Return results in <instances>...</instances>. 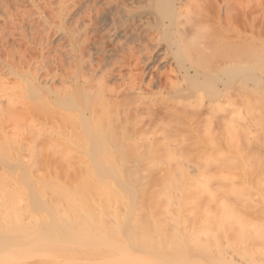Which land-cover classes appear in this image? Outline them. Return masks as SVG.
<instances>
[{"label": "bare ground", "instance_id": "bare-ground-1", "mask_svg": "<svg viewBox=\"0 0 264 264\" xmlns=\"http://www.w3.org/2000/svg\"><path fill=\"white\" fill-rule=\"evenodd\" d=\"M117 1L118 0H109L108 2L113 4ZM148 1L147 3L151 4V6H148V9L146 7L145 8L148 10L147 12L155 16L154 19L157 21L156 26H152L151 22L149 23L150 27L152 26L150 29L151 32L156 34L154 35L153 39L157 37L155 39L156 46L153 48L151 43L144 42L143 44L142 42V44L137 43L140 46L139 48L129 47V53H125L126 56L125 59H123V63L121 64L119 61L121 66L119 65L118 67H120V69H116L115 66L117 65L113 63L110 65L109 63L98 62V65L95 63L96 66L92 61V63H90L89 58L85 59L86 56L84 50L86 46L85 48L83 47L85 44L84 42L83 45H80L81 43L78 42V44L76 43L77 45L74 44V50L72 47V58L75 62L74 65L77 64L79 67L76 70V67L72 66L76 71L71 69L75 71L71 72L70 68L71 65H73L71 64L68 68L70 71H67L68 69L66 70V72L69 73H67L68 75L67 78H65V82L69 81L70 86L65 87L67 86L66 84L64 87H62L63 89H60L61 86L57 88L58 86L56 87L55 83L52 84L54 82L53 80H57V77L60 76L59 74H56V76H58L55 77L53 72L50 73L51 75L54 74L52 78L55 77L53 80L50 78V81L52 82L51 83L48 79L43 77L44 75L42 77L40 76V68V70H31L30 62L27 67L28 70L25 69L26 67H23L24 62L22 64L20 61L21 58H24L25 60V56L21 58L18 56L19 60L16 62L18 58H16V61H14L15 57H13V55L10 53L11 62H4L3 66H1L3 71H5V68H7L11 71V73L9 75H5V72L4 74L0 71V73H3V75L0 74V250L2 251L4 247H8L9 251V249L12 248L11 250H14L16 257L20 256L19 258H21V260L24 257V264H60L61 262L59 260L61 258H63L65 263L66 259H64V256L66 255L70 261L71 253L73 254L75 252V249H73L71 246L75 245V242L83 240L84 237L91 238L90 244H88L86 248L88 249V247L91 246L90 250L93 249L92 253H96L97 255L99 253L101 255L102 252H107L111 254V264H264V255L261 256L262 258L259 257V260L262 259L261 262L258 260V263L257 261L260 254L257 251L264 252L263 226L258 223L261 227L259 228L256 226L255 229V227H252V223L254 222L250 221L251 230H249V232L246 231L247 227H249V224L247 223L248 226L246 224V222L249 220L248 216L260 217L261 215L260 214L257 216V213L259 214V212L254 210V207H252L254 204L252 205L250 202V196H252L251 186H253L251 183H249L250 180L246 181L244 183L245 186L242 188L239 187L240 184L237 185L239 187L237 188L236 186H233V184H231V186L230 183L229 185H225L226 182L223 183V181H220V183H223L226 187H224L223 184H219L218 182V186L221 187L217 186V189L210 185L209 182L208 183L210 186H212V189L209 185L205 186L207 184L202 183L204 182L203 180H199V184L197 182V184H195L196 187H194L193 184L194 191L193 189L189 188L191 190H189L190 193L187 191L188 193L184 194L186 196V198L185 196L184 198L188 201V205H190L193 201L192 205H190L191 208L187 205V203L183 202L186 206H188V208H186L189 209L187 210L189 212L187 213V211H185L186 208L184 210L182 204L179 205L181 208H177V211L173 214L167 210L169 208L166 210L163 208L161 209L160 204L163 202L158 203L160 200L157 198L158 195L156 194L155 196L158 201L155 199V203H158L159 205L155 204L154 202L152 204H155L157 207L152 205L150 203L151 201L149 202L148 199L151 197L150 196L147 198L148 200L146 199L150 203V206L148 203H145L148 204L146 207V205L143 203L144 207H142L141 211L143 208H147V210L144 209L143 213H139L140 209L137 208L136 205V197L139 194V191H137L135 187L132 188L129 186L132 183H119L118 185L114 186L109 183V180L113 179V175L115 173H122L121 164L116 161V155H118V152H120L123 147L122 145H124L122 142L125 144H134L133 142H137L138 140L157 141L158 137L156 136H158L159 132L156 133V135L150 130L149 131L152 133L150 135H147L148 130H143L140 135L137 133L139 136H136L137 134L134 131L133 132L136 135H127V132H129V134L133 132L127 131L126 129L135 130L134 128H131L130 125V128H127V124L131 120L135 124L139 125L138 128H140L138 129L136 127V129H138L137 132H140L139 130L148 127V125H144V127L142 126L141 128V124H145L146 122L144 121L146 120L144 119L146 118L145 114H147L148 119V115L150 118L152 115H158L161 112V114H164V117L162 115L161 118V115H158L156 116L158 119H155V116L153 117L155 119L154 122L152 121L153 118L151 120L153 124L156 123V125L159 124L160 127H163V129H159V126L157 127L158 129L155 128L158 131H162L159 134L160 138L162 140H172L171 136H173V139L177 137L181 139V141H185V139L187 141L189 138L191 139L195 137L194 126H203L204 129L208 128L205 129V134H203V136L200 134L201 136L197 137L198 139L203 138L216 141L218 139L220 140L221 138H226V133H228L227 130L229 131V126L235 125L236 123L240 122V120L242 123L243 120L241 119L242 99L244 92L242 78L245 67H242V64L245 56L241 51L242 46L240 45L244 43L243 36L244 38L246 36L241 32L239 29L240 27H238V23L236 25L234 20L237 19L236 17H239L238 15L243 10L245 11H243L242 14H244L246 11L249 14L248 10H251V14H253L255 10L257 11L258 8H255L254 10V6L253 8L251 6L252 3L256 4V0L255 2H252V0ZM258 1L259 0H257V4L259 6V3L261 4V2L259 1L258 3ZM120 3L123 5V2ZM219 3H221L224 7V18L219 13V9L221 10V4ZM257 4L256 7H258ZM139 7L142 8V6ZM215 7L217 10L216 12L215 10L213 12L212 10ZM251 8L254 10L253 13ZM130 9L132 10V8ZM136 10L138 9L136 8ZM114 11L115 14L113 17L115 20L116 11L118 10L114 9L113 12ZM130 11L127 16L128 18L129 15H132L133 13H130ZM119 16L120 15L116 17L118 18ZM139 17L140 21H142L143 19L141 20V16H138V18ZM244 17L245 15H243L242 20ZM239 19L241 18L239 17L237 22L239 21L240 25L241 22ZM143 21L145 22V20ZM115 22L118 25V22ZM117 25H113V27H116ZM250 26L252 28V25ZM85 29L87 32V28ZM116 30L114 29L115 33H117ZM133 31H131V33H134V35L139 37L143 32H141V30H137L135 32ZM83 32H85V30H83ZM115 33H111L114 34L113 37L116 36ZM126 37L129 38V36H125L124 38ZM142 37L140 38L142 39ZM116 39L119 40V38ZM77 40L80 41V38H77ZM86 40L87 39H85V41ZM163 42L166 43L164 57H158L159 59L155 58L153 54L156 52L157 54L159 53L157 51L159 49L158 47L159 45H162L161 43ZM120 45L121 44H119V46ZM233 47H235V50ZM88 51L86 50V52ZM16 53L18 54V52ZM146 54L149 56L145 59ZM6 58H9L8 60L10 61V57L6 56ZM160 60L161 62L166 61L164 63H170H168V70L165 72H163V70L162 72L158 70V72L153 69V71L159 74L158 79L152 78V75L150 78H148V76L146 77L147 70H144L142 67L145 61L148 63L151 61L153 62L152 64L157 65L156 63H161ZM130 61L135 62H133L134 66ZM129 62L133 66L132 69ZM139 65H141V67ZM148 65L151 66L150 63ZM233 66L234 68H232ZM139 67L143 69H139ZM2 68L0 70H2ZM123 68L131 69L127 78L123 73L124 71H122ZM152 73L153 75L157 74L154 72ZM50 74L49 77L51 76ZM62 75L65 76L64 74ZM114 75L120 76L121 79L123 78V81L120 79L122 86L118 82V84H120V87H118V84L115 82L118 89H116L117 87L114 84L110 83V79ZM49 77L47 76L46 78ZM11 78H13V82L10 81ZM47 80L49 81V84H52V86L48 85L49 88L46 84ZM63 80L64 79L62 78L61 81ZM24 82L28 85H25ZM233 83H236L235 96L232 95ZM112 85L113 87H111ZM154 89H157L155 94L158 97H154L153 95V97L149 95V97H147L146 95L152 92ZM124 91H129L127 94H131L133 92L139 95L140 98L138 100L135 94V99H137L136 102V100L133 98V94L132 99L133 101L135 100L136 103L134 108H131L130 106V108H128L127 105V109L126 105L124 106L119 101L122 95L125 97L124 95L126 94ZM127 97L128 96L126 95V102L131 100L126 99ZM234 97L236 99H234ZM122 99L124 100V98ZM131 101L129 102L134 105V102ZM230 103H233L234 105ZM122 105L127 111L134 109L135 112L132 115H130L129 112L126 114L127 111L125 110L126 113L124 112V109H122L124 107H122ZM232 105L235 109L232 113H228L229 111H227V108L229 109V107ZM121 110H123L122 114ZM120 122L121 126L123 124L124 126L126 125L125 128L122 126L126 133L125 131L122 132L121 129L117 128L119 125L116 123ZM38 123H43L48 127L50 126V130L48 129L49 131H45L48 132L46 133V136H48L49 140L48 142L46 141L47 143L44 142L42 148L41 146L39 147L42 149H39L41 155H37L35 163L33 159H31L32 161H29L24 155V151H28L29 153L32 152L31 154H33L34 149L35 153L36 151L39 152L38 147L36 148L35 145H37V140L40 139L36 140L37 136L34 137L35 134L32 136L31 133V136H29L30 138L27 137L28 140L26 138L25 142H23V139L22 141L20 140L21 147H19L16 152H14V154L12 153L13 155H11L10 151L13 150V143H15V141L18 143L19 137L21 136L23 138V134L21 135L18 133L19 136L16 135V131L14 132V130H12L13 127L10 129L9 126L15 125L21 128L22 126L20 125L22 124L33 126L37 125ZM212 123H216L222 130H220V136L219 134H216L217 132L214 134V130L210 129H213L211 126L216 125H213ZM154 127L156 126L154 125ZM196 128L199 127H195V129ZM9 129L12 130L13 133ZM182 129H187L186 132H192V135L186 134L184 130L182 131ZM16 130H18V128ZM53 132L57 136L62 134V139L59 138L62 141H56L53 137L51 138L49 135H52ZM144 132H146V134H144ZM173 133L175 135H172ZM224 134L225 137H221V135ZM237 134L238 133H236V135ZM239 134H242V132ZM217 135L220 138H218ZM14 137L15 139L16 137L18 138L14 141ZM43 141L40 140L39 142L43 143ZM77 145L79 147H77ZM26 148H29V150H25ZM134 151L136 154L138 153L137 150ZM3 152L5 155L1 154ZM120 154L121 153H119V155ZM39 155L40 157H38ZM56 155H60L62 157L61 159H63V162L60 160V157H55ZM74 156L78 158L76 167L75 164L71 163L70 161V158H75ZM230 162L232 163V161ZM244 162H246V160ZM183 163L184 162H180V166L178 167L180 173H194V165L190 166L188 163H186V168ZM263 163L262 166L264 168ZM254 164H256V162ZM241 165L243 164H240V166ZM40 167H43L44 172L40 171L42 170ZM185 168L187 170H184ZM259 168H261L260 170H263L261 166ZM58 169H60V171L62 170L63 172H60ZM71 172L82 174L79 176V178L86 176V179L94 178V180L92 183L85 181L81 183V186H79L80 184L75 183L71 185L65 182L64 189L63 187H54L52 185L51 173L54 175V173ZM167 173L169 174L170 171L168 172L167 170ZM227 175H229V178H231L230 174ZM227 175L225 176L228 177ZM187 178L190 179V176ZM161 179L157 178L155 181L151 179V181L154 184V182L156 183L157 180V183L162 181ZM163 179L167 181L168 178L165 177ZM170 179L172 180V175ZM225 180H227V178ZM244 181L245 180L242 182ZM172 182H175V180H172L171 184ZM167 183L165 184L167 185ZM200 183H202L205 187ZM171 184L168 185V187L171 186ZM261 184L263 186L261 188V192L263 193L262 203H264V185L263 183H260V185ZM200 185H202V187ZM54 189H57V193L55 192L56 195H54ZM125 195H128L130 200L129 203L126 202L127 204H125L124 208L126 213L125 221H127L126 223L115 225L114 227L112 225L110 227H106L107 225H103L101 223L99 226H94L95 223L87 220L89 218L86 219L88 222H90L89 224H76L79 219L77 220L74 217L73 220L76 221L73 223L75 224L71 223L70 220H72V218H69L70 220L66 222L65 218L67 217L63 214L65 213L66 209L63 210V212L61 210L63 208L56 209L53 203L51 206L52 199L54 201L57 199L56 202H66L68 206H71L75 209L76 213L78 211V213L81 211V214L82 211L91 212L94 210L93 208H99L104 211V208L105 210L108 209L104 204L107 203L106 201L115 198L123 199ZM229 197H231L230 199H233L235 202L233 201L232 203ZM253 199L255 200L256 198ZM256 202L258 201L256 200ZM89 204H91L90 209H85ZM143 205L141 203V206ZM82 206L85 208H82ZM151 206L152 209L159 208V210L163 213L156 212L155 210L152 212ZM165 206L168 207V205ZM51 207H54L55 210L53 208V210H51ZM91 207L93 210H91ZM250 207L253 209L247 210L248 208L250 209ZM182 210H184V212ZM252 210H254V213ZM98 211L100 212V210ZM60 212L63 213L60 214ZM69 212L70 211L67 210V213ZM45 214H47V216H45ZM119 214L120 212L115 208L111 218L120 220ZM42 215L44 218L46 217L45 219H42L43 221L39 220V218L41 219L43 217ZM162 218H164L163 222ZM81 219L82 218H80V221ZM165 220L166 222L167 220L168 222H170L169 220H173L175 222L177 220V224L175 223V227L173 226L175 230L173 227H171L173 231H170L168 227L170 223H166ZM143 221H147L149 224L145 225L143 224ZM197 221L207 223L208 225L206 226V229L207 227L209 229L210 227L213 228L217 226V223H220L221 221L223 222V229H225L226 224L225 230L227 231L229 227V229H231L230 232H232V234H229V236L231 235L230 239L232 237L231 240L227 235L229 230L227 234L225 233L227 235V239L232 241L231 243L233 245L235 242L236 245H234V247L232 244H230L231 246H227L230 249V252L234 248V252L232 251L234 256L232 252V257L229 255L230 253L228 252V248V250L225 248V252L228 254V256L226 253L223 255L220 254L219 251L217 253V249L215 247L214 248L216 250L213 248V246H220L219 244L223 243L222 240L220 241L218 239H225L224 237H220V232H218L220 230L213 228L214 232L216 230V232L213 234V237L207 230L209 233H207L206 236H211H209V239H206L208 237L201 239L203 236L199 237V235H194L192 232H194L196 227L193 225H195L194 223H197ZM201 222L197 224H200ZM234 224L237 226L236 228L235 226L233 227ZM156 230H158V233H160V237L166 239L165 241L156 236L157 232L154 233ZM253 230L255 231L254 234L249 235ZM152 232L155 235L151 234ZM172 232L174 234H172ZM167 234H169V236ZM217 235H219L220 238ZM219 241L221 243H219ZM229 241L227 244L230 243ZM224 244L223 246H225ZM84 248L82 252L86 250V248L85 250ZM69 249L71 253H66V251ZM109 250L111 252L113 251V254L109 252ZM8 251L6 250L5 252ZM152 251H154V253ZM256 252L257 254H255ZM54 253L56 255L59 253L58 255L63 256H61V258H59L60 256L57 258L54 256ZM90 253L91 252H89V254ZM77 255L80 256L79 254H76V256ZM102 255L103 256L101 257H104L106 254ZM235 255L239 256L237 258H239L241 261H237V258V260H234ZM254 255H258L256 256L257 258H255ZM95 256L92 257L95 258ZM104 258H101L102 262L107 261V258L103 260ZM1 259L4 258L1 257ZM5 259L3 261H5ZM13 260L12 258H9L10 262ZM18 260L20 259H17V261ZM75 260L76 257L73 259V261L75 262ZM100 260H96L95 263L98 261L100 264ZM66 261L69 263L68 260ZM77 261L80 262L81 260ZM77 261L75 263H78ZM20 262L22 263V261ZM64 263L62 262V264Z\"/></svg>", "mask_w": 264, "mask_h": 264}, {"label": "rangeland", "instance_id": "rangeland-1", "mask_svg": "<svg viewBox=\"0 0 264 264\" xmlns=\"http://www.w3.org/2000/svg\"><path fill=\"white\" fill-rule=\"evenodd\" d=\"M106 1L107 0H0V67L3 66L4 62H11L10 53H11V55H13V57H15L14 61H16V58H18V56H19V58L25 56V60H28V61H25L24 58H21V60H20L22 62V64L24 62L23 67L24 68L26 67L25 69H27L29 62H30V69L31 70H35V69L38 70L40 68L41 69V70L39 69L40 70L39 74L41 73L40 76L42 77L44 75L43 77H45V79H48L49 81L51 79L53 80L55 77H57L58 75L56 76V74H59L60 76L57 77V80L54 79L53 83L51 81L50 82L52 84L55 83L56 87L58 86L57 88H59L61 86L60 89H63L62 87H64V85H66V84H67V86H65V87L70 86L69 81H67L68 83L65 82L66 81L65 78H67V75H68L67 73H69V72H66V70L70 67L71 64H73V65H71L70 70L74 69V67H72V66H75L76 70L79 67L77 64L74 65L75 62L73 61V58H72L73 57L72 54H73V50H74V46H75L74 44H76L77 42L81 43L80 45H83L85 43L83 46L84 48L86 46V48L84 50L85 56H86L85 59L89 58L90 63L93 62V64L95 66H96L95 63H97V65H98V62L109 63L110 65L113 63V64L117 65V66H115L116 69H120V67H118V66L120 65V62H121V64L123 63V59H125V56H126L125 53H129V50H128L129 47L130 48H135V47L139 48L140 46L138 44H140V43L142 44V42H143V44H144V42L151 43L152 44L151 46L153 48L156 46L155 45V43H156L155 39L157 37H155V39H153L154 35H156V34L151 32L150 29L152 26H156L157 21H155V19H154L155 16H153L149 12H147L148 11L147 7L151 6V4L147 3L148 0H139V1L138 0H123V1L118 0L116 3H113V4L108 2L109 0L107 1L108 2V4H107ZM132 1L135 3H133ZM143 1H145V2H143ZM253 1L255 2V0H252V2ZM259 1L261 2V4L259 3ZM259 1H258L259 6L257 4V0L255 2L258 7H256V4H253V3L251 4L252 8L254 6V8H253L254 10H255V8L259 9V10L257 9V11L255 10V12H254V10L251 8L253 10L252 13L254 12L253 14H251V10H248L249 14L247 11H246L247 13L244 12V14H242V12L245 10L240 12V14L238 16L241 18L239 20L242 23V24L240 23V25H242V26L239 25V21L237 22V19L239 17H236L237 18V19H235L236 21L234 20L236 25L238 23V27H240L239 29L241 30V32L247 37V38L246 37L244 38V36H243V39H244L243 42L244 43H242V45H240V46H242L241 51H242V53H244V56H245L243 59V64H242V67H245L244 68V75L242 78V84L244 87L243 88L244 92H243V99H242V117H241V119H243L242 120L243 124L241 123V120H240V122L236 123L235 125L229 126V128H228L229 131L227 130L228 133H226V138H223V139L221 138L220 140L218 139L216 141H214V140L211 141V140L203 139V138L202 139L197 138L198 136H201V135L203 136V134H205V129H208V128L204 129L203 126H202L203 129L201 126H194V136L195 137L191 138L192 140L189 138V140H187V141H186V139H185V141L184 140L181 141V139H179L177 137H175L173 139V136H171L172 140H169V139L168 140H162L160 138V135H159L160 132H162V131L161 130L158 131L156 129H158V128L163 129V127H160L159 124L156 125V123L153 124L154 120L156 118L158 119V117H156V116L161 115V118H162V115H163V117H164V114L163 113L161 114V112L158 115H154L155 117L152 115L150 117L151 119L149 118V115H148L149 120L147 119V114H145L146 118H144V119H146V120H144V121H146V122H145V124L142 123L143 125L141 124V128H142V126L144 127V125L145 126L148 125V127L147 128L145 127V129L139 130L140 132H137V130L140 128V127L138 128L139 125L135 124L132 120L127 124L128 125L127 128H130V126H131V128L135 129V130L126 129L127 131H131V132L134 131V132H136V134L139 133V135L141 134V132H143V130L144 131L148 130L147 135H150L152 133L156 134L159 132L158 136H156V137H158L157 141L156 140H154V141H139L138 140L137 142L136 141L133 142L134 144H132V143H126L125 144L124 142H122V144H124V145L121 144L123 147H122L121 151L118 152V155H116V161L121 164L122 173H115L113 175V179L109 180L110 181L109 183L113 186L118 185L119 183H122V184L132 183L129 186H131L132 188L135 187L136 190L139 191L138 192L139 194L136 197V201L140 202V203L138 202V204L136 202L137 208L140 209L139 213H143L144 209L147 210V208H143V210L141 211V209H142V207H144V205H146V207H147L149 204V206H150V203L152 204L153 202L155 203L156 200L158 201L157 198H159V200H160V202H158V203L163 202L160 204L161 209L163 208L164 210H166L167 208H169L167 210L172 212V214L177 211L176 210L177 208L178 209L181 208V206H179V205H182V204H183L182 206L184 207V210H185L186 207L188 208V206L190 207V205H192L193 201L191 204L189 202L190 205H188V201L185 200L186 196L184 194L188 193L190 189H193V191H194V187H196L195 184L200 182L199 180H203L204 182H202V183L207 184L205 186H208L210 183V185H212L216 189L218 187H221V186H218L219 184H223L225 182H226L225 185H229V183H230V186H231V184H233V186H236L237 188H239V187L242 188L245 186L244 183L246 181L250 180L249 183H251V185H253V186H251L252 187L251 188V195L252 196H250L251 197L250 202L252 203V205L254 204L252 206V207H254V210L259 212V214L257 213V216L260 214L261 215H260V217L259 216L258 217L248 216L249 220H248V222H246V224L248 223L249 227H247L246 231L249 232V230H251L250 221L254 222V223H252V227H255V229H256V226H258L259 228L261 227V226H259V224L262 225L263 226L262 228L264 229V203H262L263 202L262 201L263 200L262 199L263 193L261 192V188L263 186H262V184L260 185V183H263V185H264V176H263L264 175V168L262 166V163L264 160V6H263L264 0H259ZM120 2H123V5ZM221 3H219V4H221ZM124 4H125V7H124ZM120 6H122V7H120ZM139 6H142V8H140ZM220 6H221L220 7L221 10L219 9V13L224 18V16H225L224 10H223L224 7L222 4ZM135 7L138 10H136ZM124 8H126V9H124ZM130 8H132V10ZM114 9L118 10V11H116V16L120 15L118 18L115 16V20L113 17V15L115 14V11L113 12ZM126 10H128V11H126ZM214 10L216 12V10H217L216 7L212 11L214 12ZM129 11H130V13H132V12L133 13H132V15H129V18H128L127 16L129 14ZM245 13L247 14V17H246ZM146 14L151 15L152 17L147 16ZM137 15L141 16V20L143 19V20H145V22L143 20L140 21V17L138 18ZM243 15H245V17L242 20ZM116 18H117V20H116ZM132 18H133L134 22L132 21ZM112 19H113V21H112ZM115 21L118 22V25L116 24ZM150 22L152 25L151 27L149 24ZM147 24H149V25H147ZM113 25L114 26L117 25V26L113 27ZM250 25H252V28ZM241 27H242V29H241ZM85 28H87V32H86ZM116 28H117V30H116ZM114 29L119 34L115 33ZM83 30H85V32H83ZM137 30H141V32L143 31L142 35L140 36V37L143 36L142 39L139 36L134 35V33L133 34L131 33V31L135 32ZM78 32L80 35L78 34ZM83 33H85V34L87 33V34L85 35ZM111 33H115L116 36L119 35V36H117V37L115 36V37L119 38L120 41L118 39H116L115 37H113L114 34H111ZM108 34H110V35H108ZM125 36H129V38H127V37L124 38ZM74 37H76V38H74ZM77 38H80V41L77 40ZM85 39H87V40L85 41ZM147 39L149 42L147 41ZM119 44H121L122 46L121 45L119 46ZM161 44L162 45H159V47H158L159 49L157 50L159 53L157 54V52H156L153 54V56L155 58H158V57L163 58L164 57V50L166 49V43L163 42ZM163 45H165V46H163ZM72 47H73V50H72ZM160 48H161V50L162 49L163 50L161 51ZM233 48L235 50V47H233ZM86 50L87 51L89 50V51L86 52ZM239 50H240V48H239ZM15 51L18 52L19 55ZM88 53L90 54V57H89ZM22 54H23V56H22ZM6 56L10 57V61L8 60L9 58H6ZM148 56L149 55L146 54L145 59ZM160 56H162V57H160ZM98 57H100V58H98ZM19 58L17 59L16 62H18ZM95 58H97V59H95ZM3 59H4V61H3ZM22 59H23V61H22ZM104 61H106V62H104ZM130 62L132 63V65L135 63L134 61H130ZM160 62H161V60H160ZM164 62H166V61H164ZM164 62L162 61L161 63H159V62L156 63L158 66L155 64H152L153 62H151V61L149 62L151 66L148 65L149 63L147 61H145V63H144L145 66L142 63L143 65L142 64L141 65L144 68V70H147L146 71L147 72L146 77L148 76V78H150L152 75V78L158 79L159 74L157 72L153 71V69L156 71L159 70L160 72H162V70H163V72L167 71L170 63L168 61L167 62L169 64L164 63ZM131 63H130V67L132 69L134 65L132 66ZM110 65H109V67H110ZM141 65H139V66L141 67ZM154 65L158 68H156ZM140 67H139V69H143ZM232 68H234V66ZM6 69L7 68H5V71H3V68H2V70H0V71L3 73L5 72L6 73V74L4 73L5 75H9L11 73V71L8 69L6 71ZM123 69H122V71H124L123 73L126 75V78H127L131 69L130 68H128L129 70L126 68H123ZM27 70H25V71H27ZM70 70L68 69L67 71H70ZM72 71L73 70H71V72ZM75 71H73V72H75ZM52 72L55 74L54 78H52V76H54V74H52V75L50 74ZM65 72H66V74H65ZM152 72L157 73V74H155L156 76L153 75ZM3 73H0V74L3 75ZM49 74L51 75L50 77H49ZM62 74H64L66 77L63 76ZM47 76L49 78H46ZM61 76L64 79L63 81H61L62 80ZM114 76L110 79V83L114 84L117 87L116 83L118 84V82H119L121 84V82H120L121 78H120V76H117V75H114ZM58 78H60V79H58ZM117 78H119V79H117ZM45 79H44V81H45ZM122 79H121V81H123ZM12 80H13V78L10 79L11 82H13ZM15 81H16V79H15ZM47 81H46V84H47V87L49 88V86H52V84H49V81L48 82ZM236 83H237V81H236ZM236 83L235 84L233 83V89H232V95L233 96H235V94H236V92H235ZM24 84L28 85L25 82H24ZM120 84H118V87H120L119 86ZM121 86H122V84H121ZM111 87H113V85ZM118 87L116 89H118ZM156 91H157V89H154L152 92H150L151 95L149 93L146 96L149 97V96L153 95L154 97H158L155 94ZM127 92H129V91H127ZM127 92L124 91V93L128 96L126 99H128V100L131 99L132 101L131 100H129V101L134 102V105L132 103H130L129 101H127L129 103L126 102V100H125L126 95H124L125 97H123V95H122L121 99L119 101L124 106L126 105V108H127V105H128V108H130V107L134 108L135 104H136L135 100L137 102V99H135V97L137 96L138 100L140 97L136 93L130 92L131 94H127ZM133 94H134V97H133ZM135 94H136V96H135ZM132 97L135 99L134 101H133ZM122 98H124V100ZM234 99H236V98L234 97ZM230 104H233V103H230ZM230 104H229V106H230ZM123 105H122V107H124ZM233 105L231 106L232 108L231 107H229V109L227 108V111H229L228 113H232L234 111L235 108L233 107ZM227 107H228V105H227ZM126 108L125 107L122 108V109H124L125 113L127 111ZM122 111L123 110H121V114H122ZM128 112L130 115H132L135 112V110L131 109V110L127 111L126 114H128ZM152 118H153V120H152ZM151 120L153 122H151ZM116 124L119 125L120 127L117 126ZM116 124L115 125L117 126V128L121 129L122 132L125 131L124 128L126 125L124 126V124H123L122 125V126H124V128H123L120 125L121 122L116 123ZM212 124L214 125L216 123H212ZM25 125L24 124L20 125V126H22L21 128L15 126V125L9 126L10 129H11V127H13L12 130H14V132L18 131L17 133L15 132L16 135L19 136V134H21V135L23 134L22 135L23 138L21 136L19 137V139H18L19 142L17 141L18 143H16V141H15L18 137H16V139L14 137L15 143H13V145H12L13 150H11L12 152L10 151L11 155H13L14 152H16V150L19 147H21L20 140L22 141V139H23V142H25L26 141L25 139L31 135L33 136V134H35L34 137L37 136L36 140L37 139H40L41 141L44 140L43 143L39 142L40 140H37L38 142L36 141L37 145H35V147L36 148L38 147V151H39V149L42 150L41 148H42L44 142L47 143L49 140L48 136H46V133H48V132H45V131L46 130L49 131L50 126L49 127L47 125L45 126V124H43V123H38L37 125H33V126H29V125L27 126V124H25ZM132 125H133V127H132ZM149 125H150V127H149ZM154 125L156 127H154ZM216 125L211 126V127H213V129L212 128H210V129L214 130V132L212 131L214 134L217 132L216 134H219V136H220V132L222 130L218 127V125L217 126ZM16 127L18 128V130H16L17 129ZM136 127L138 129H136ZM195 127H199V128L195 129ZM12 130H10V131L12 132ZM183 130L185 131L186 134L192 135V132H189V131L186 132L187 129H182V131ZM218 131H219V133H218ZM134 132L130 133V134H129V132H127V135L131 136V134H133L132 136H134V135H136ZM241 132L243 135L239 134ZM53 133H52V135H49V136H51V138L53 137L56 141H62L59 139V138L63 137L62 134H59V136H57V135H55V133L54 134ZM125 133H126V131H125ZM236 133H238V134L236 135ZM36 134H38V135L40 134L41 136L40 135L38 136ZM144 134H146V132H144ZM139 135L137 134L136 136H139ZM172 135H175V134L173 133ZM219 136H218V138H220ZM221 137H225V134L221 135ZM27 140H28V138H27ZM130 142H132V141H130ZM40 146H41V148H39ZM119 146H118V148H119ZM77 147H79V146L77 145ZM25 150H29V148H26ZM134 150H137L138 153L136 154ZM24 153H25L24 155L27 157V159L29 161L31 159H33V161L35 163V161L37 159V155L40 154V151L39 152L36 151V153H35V149H34L33 154H31L32 152L29 153L28 151H24ZM119 153H121L122 155L121 154L119 155ZM1 154H4V152ZM40 155L38 157H40ZM55 157H60V160H62V162H63V159H61L62 157L60 155H56ZM237 158H239V159H237ZM77 159L78 158H76V157L70 158L71 163H74L75 167L77 165L76 162H78ZM233 160H236V161H233ZM239 160L241 161V163ZM245 160H246V162H244ZM179 161L181 163L184 162L183 163L184 165L186 163H188V165H190V166L194 165V173H180V170L178 169V167L180 166ZM230 161H232L233 165ZM255 162H256V164H254ZM260 163H261V165H260ZM240 164H243V165L240 166ZM258 164L263 168V170H260L261 168H259L260 166ZM236 165H237V167H236ZM263 165H264V163H263ZM231 166H233V167H231ZM245 166H246L247 170L245 169ZM185 167L187 168L186 165H185ZM40 168H42V170H40V171L44 172L43 167H40ZM59 168H61V167H59ZM186 168L184 170H187ZM58 170L60 171V169H58ZM167 170H168V172L170 171V173L171 172L172 173L168 174ZM40 171H39V174H40ZM260 171H261L262 175H261ZM0 172H1V170H0ZM41 174H43V173H41ZM227 174H230L231 178H229V175H227ZM51 175H52L51 176L52 185L54 187H60V188L63 187V189H64V183L65 182H67V184L69 183L71 185L76 183V184H80L79 186H81V183H83L85 181H89L92 183V181L94 180V178L86 179V176H82L79 178V176H81L82 174L72 173V172L71 173H54V175L51 173ZM171 175H172V180H175V182H172V184H171L172 180L170 179ZM225 175H227L228 177H226ZM186 176L187 177L190 176L191 180L189 178H187ZM161 177H162V179H161ZM165 177L168 178L167 181L165 179H163ZM154 178L161 179L162 181L159 180L160 182L157 183L158 182V180H157L156 181L157 184L155 182L153 184L151 179L155 181L156 179H154ZM224 178L225 179L227 178V180H225ZM243 180H245V181L242 182ZM220 181L221 182L223 181V183H220ZM167 182L168 183L170 182V183L168 184ZM218 182H219V184H218ZM165 183H167V185ZM202 183H200V184H202ZM170 184H171V186L168 187V185H170ZM193 184H194V187H193ZM239 184H240V186L238 187L237 185H239ZM242 184H243V186H242ZM202 185H200V186L202 187ZM225 185H224V187H226ZM189 186H191L192 188ZM212 186H210L211 189H212ZM253 188H255V189H253ZM56 190L54 189L53 192L55 193ZM56 193L54 195H56ZM155 194L158 195L157 198H156ZM184 196H185V198H184ZM148 197H150L151 200ZM231 197H234V196H231ZM231 197H229V199ZM147 198L149 199V202L151 201L150 203L147 201L148 200ZM253 198H256V199L254 200ZM56 200L57 199H55V201H54L52 199L51 206L53 203L54 207H56V209L63 208V209H61L62 211L66 209L65 213H63L64 211L60 212V214L63 213L64 216L67 217V218H65L66 222L68 220H70L69 218H72V220H73V217H74L77 220L79 219L76 222V224H80V223L82 225L83 224H89L90 222H88V221L90 220L91 222L95 223L94 226L95 225L99 226L101 223L103 225H107L106 227H110L111 225L114 227L115 225H119L121 223H126V221H127V220L125 221L126 213H125L124 208H125V204L130 202L128 195H125L123 199H120V198L116 199L115 198V199L106 201L107 203H104V204H105V207L108 208L107 210H105L104 207H103L104 211H102L99 208L98 209L93 208L94 209L93 210L91 207V210H93V211H91V212L82 211V214H81V211H80V213H78L79 211L76 213L75 209L72 208L71 206H68L66 202H56ZM125 200H127V201H125ZM191 200H192V198H191ZM230 200L233 203L234 200L233 199H230ZM256 200L258 202H256ZM183 202L187 203L188 206H186ZM61 203H64L65 206H64V204H61ZM141 203H142V205L144 203V205L141 206ZM145 203H148V204H145ZM158 203H155V204H158ZM55 204H56V206H55ZM155 204H152V205L156 206ZM90 205L91 204L87 205L89 207H87L85 205L86 208L84 206H82V208L84 207L85 209H87V208L90 209ZM165 205H168V207ZM54 207H51V210H53V209L55 210ZM252 207H250V209L248 208L247 210L253 209ZM115 208L120 212V214H119L120 220L119 219L115 220L114 218H111ZM187 208L185 211L189 210ZM81 209H78V210H81ZM151 209H152V206H151ZM61 210H59V211H61ZM67 210L70 212L67 213ZM98 210H100V212ZM154 210L156 212H162L159 210V208H154L151 211L154 212ZM184 210H182V211L184 212ZM254 210H252L253 213H254ZM165 212H167V211H165ZM170 212H168V213H170ZM188 212L189 211H187V213ZM139 213H137V214H139ZM88 214H89V216H88ZM251 215H253V214H251ZM45 216H47V214H45ZM61 216H63V215H61ZM79 217L82 218L81 221H80ZM45 218L43 216L41 219L39 218V220H42ZM87 218H89V219H87ZM91 218H93V219H91ZM162 219H163L162 220V222H163L164 218H162ZM72 220H70L71 223L76 221V220L75 221L74 220L72 221ZM42 221H40V222H42ZM169 221L170 222H168V220H167V222L170 223L168 225L169 230L173 231L171 227H173V226L175 227V223L177 222V220H176V222L173 220H169ZM143 222H144L143 224H145V225L149 224V222H147V221H143ZM165 222H166V220H165ZM199 222H201V221H197V223H199ZM68 223H70V222H68ZM197 223H194L195 225H193V226L196 228H195L194 232H192V233H194V235L196 234V236L199 235V237L203 236V237H201V239L202 238L205 239L206 237H208L206 239H209L210 235L206 236L207 233L210 232L211 236L213 237V234L216 232V230L217 229L220 230V231H218V232H220V237H224L225 239H218L220 241L221 240L223 241V243H221L219 241V243H221L222 245L219 244L220 246H213V248L215 247L217 249V253L219 251L220 254H222V255L225 254L226 253L225 250L228 248L227 246L232 244L231 243L232 241H229L227 239V235L230 239L231 235L229 236V234H232V232H230L231 229H229L228 225H227L228 229L226 231L225 230L226 224L224 223L225 229H223L224 226L222 225L223 222L221 221L220 223H217V226L213 227L214 229H216L214 232V229L212 227H210L209 229L207 227V229H206V226L208 225L207 223H205V222H201L200 224H197ZM73 224H75V223H73ZM141 224H142V222H141ZM248 224H247V226H248ZM200 226H202L205 229H203ZM234 226H235V228L237 227L235 224L233 225V227ZM199 228H201L202 230ZM105 230H107V229H105ZM174 230H175V228H174ZM228 230H229V233L227 234ZM192 231H193V229H192ZM205 232H206V234H205ZM254 232L255 231L253 230L252 232H250L251 234H249V235H253ZM106 233H108V232H106ZM106 233H104V234H106ZM154 233H156V236L161 238V240H164V241L166 240L165 238H162L159 236L160 233H158V230H156ZM154 233L152 232L151 234H154ZM192 233H190V234H192ZM172 234H174V233L172 232ZM167 235L169 236V234H167ZM217 236L219 237V235H217ZM198 239H200V238H198ZM231 239H232V237H231ZM224 240H225V244H224ZM227 240L230 242L229 244H227L228 243ZM90 241H91V238H88V237L85 238L84 237L83 240H80L79 242H75L76 244L71 246V247H73V249H75L74 250L75 252L72 254L70 252V249L68 251H66V253H69V252L71 253V259L72 260L70 259V261H69V259L67 258V255H66V256H64L65 257L64 259L68 260L69 263H67L66 260H65V263L66 264H82V263L83 264H97L98 261L95 263L96 260H100L101 258L105 257V258H107V261L102 262V259H101L100 264H111V256H112L111 254H109L107 252H102L101 255L99 253L97 255L96 253H92L93 249L90 250L91 246H89L88 249L86 248V246H88V244H90ZM223 244L225 246H223ZM234 245H235V242H234ZM234 245H233V247H234ZM84 247L86 248V250ZM233 247H230V248H233ZM83 248L85 250L84 252H82ZM256 248H258V247H256ZM11 249L12 248H10L8 251V247L7 248L4 247L2 249V251L0 250L1 251L0 252V254H1L0 255V260H1L0 264L1 263L2 264H19V263L24 264L25 263V261L23 260L24 257L22 258V260H21V258H19L20 256L16 257L14 250H11ZM233 249L231 250V252L233 251ZM6 250L8 252H5ZM76 250H77V252H76ZM89 252H91V253L89 254ZM109 252H111V251L109 250ZM152 252L154 253V251H152ZM228 252L230 253L229 255H231V257H232V254L234 256V253H233L234 251L231 254L230 249H229ZM257 252H259L261 254V255L259 254V256L256 255V256H258V259H257V261H258L260 258H262L261 256L264 255V252H262V251H257ZM257 252L255 254H257ZM111 253L113 254V251ZM76 254H79L81 257L78 255H77L78 256L77 257ZM95 254L97 257L95 256ZM102 254H106V255H104V257H101V256H103ZM107 254H108V257H107ZM131 254H133V253H131ZM52 255H53V253H52ZM57 255L54 253V256H56L58 258L60 255H58V256ZM82 255H84V256H82ZM61 256H63V255H61ZM61 256L59 258H61ZM92 256H95V258ZM227 256H228V254H227ZM256 256H255V258H257ZM1 257L4 259L6 258L7 260L5 259V261H3L4 259H1ZM75 257H76L75 262L77 260H79V261L81 260V261L80 262L77 261L78 263H75L73 261V259ZM82 257H84V258H82ZM237 257H239V256L235 255V258L234 257L233 258H234V260L238 259L237 261H239L240 259ZM9 258L10 259L12 258V260L14 258V260H16V261L13 260L12 262H10ZM16 258L20 259V260L17 261ZM105 258L103 260H105ZM61 259L59 260L61 262V263L59 262L60 264H62V262L64 263L63 258H61ZM25 260H27V259H25ZM261 260H259V261L261 262ZM20 261H22V263ZM259 261H258V263H259Z\"/></svg>", "mask_w": 264, "mask_h": 264}]
</instances>
